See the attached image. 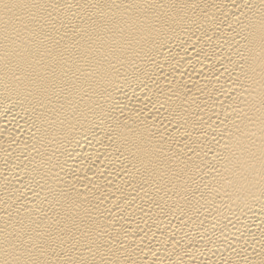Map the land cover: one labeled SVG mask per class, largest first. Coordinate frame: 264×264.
<instances>
[{"label": "bare ground", "instance_id": "bare-ground-1", "mask_svg": "<svg viewBox=\"0 0 264 264\" xmlns=\"http://www.w3.org/2000/svg\"><path fill=\"white\" fill-rule=\"evenodd\" d=\"M0 264H264V0H0Z\"/></svg>", "mask_w": 264, "mask_h": 264}]
</instances>
